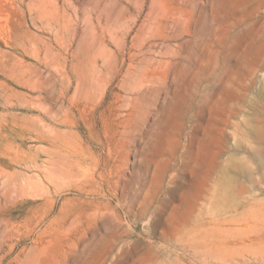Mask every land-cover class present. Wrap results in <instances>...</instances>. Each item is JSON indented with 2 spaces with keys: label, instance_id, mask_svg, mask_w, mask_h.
Segmentation results:
<instances>
[{
  "label": "rangeland",
  "instance_id": "rangeland-1",
  "mask_svg": "<svg viewBox=\"0 0 264 264\" xmlns=\"http://www.w3.org/2000/svg\"><path fill=\"white\" fill-rule=\"evenodd\" d=\"M0 264H264V0H0Z\"/></svg>",
  "mask_w": 264,
  "mask_h": 264
}]
</instances>
